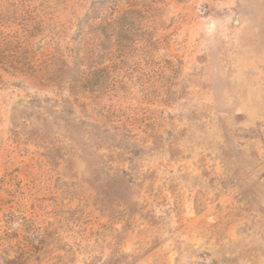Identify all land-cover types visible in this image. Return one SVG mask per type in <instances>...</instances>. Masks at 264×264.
<instances>
[{
  "label": "rangeland",
  "instance_id": "374dc122",
  "mask_svg": "<svg viewBox=\"0 0 264 264\" xmlns=\"http://www.w3.org/2000/svg\"><path fill=\"white\" fill-rule=\"evenodd\" d=\"M0 264H264V0H0Z\"/></svg>",
  "mask_w": 264,
  "mask_h": 264
},
{
  "label": "trees",
  "instance_id": "16d2710c",
  "mask_svg": "<svg viewBox=\"0 0 264 264\" xmlns=\"http://www.w3.org/2000/svg\"><path fill=\"white\" fill-rule=\"evenodd\" d=\"M60 68L57 69V67L55 69L50 70L49 75H48V80L51 82H56L58 85L62 83L63 79H64V75L67 72L68 64L64 61H60ZM59 65V64H58ZM77 78L74 80L76 81Z\"/></svg>",
  "mask_w": 264,
  "mask_h": 264
}]
</instances>
